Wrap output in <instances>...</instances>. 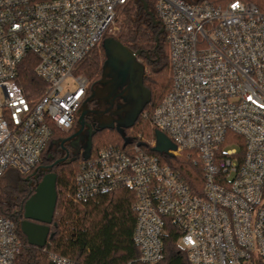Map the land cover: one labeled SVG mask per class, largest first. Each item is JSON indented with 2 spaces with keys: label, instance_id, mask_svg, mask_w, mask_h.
Segmentation results:
<instances>
[{
  "label": "built area",
  "instance_id": "2783aa9c",
  "mask_svg": "<svg viewBox=\"0 0 264 264\" xmlns=\"http://www.w3.org/2000/svg\"><path fill=\"white\" fill-rule=\"evenodd\" d=\"M131 1L0 0V180L10 169L29 175L55 130L73 128L89 84L77 67ZM150 1L172 81L152 122L176 146L172 156H196L202 195L141 140L90 152L73 199L136 193L139 256L126 264L160 263L169 224L191 264H264V12L243 0ZM30 56L44 84L33 95L20 84ZM21 246L16 223L0 218V264H16Z\"/></svg>",
  "mask_w": 264,
  "mask_h": 264
},
{
  "label": "trees",
  "instance_id": "16d2710c",
  "mask_svg": "<svg viewBox=\"0 0 264 264\" xmlns=\"http://www.w3.org/2000/svg\"><path fill=\"white\" fill-rule=\"evenodd\" d=\"M215 4H225L229 0H210ZM254 3L264 12V0H243ZM149 10L154 12L153 4L146 0ZM160 24L143 9L138 0H132L118 14L114 28L102 43L94 48L77 67L76 73L88 79L89 84L102 76L106 61L105 42L118 41L135 52H141V59L147 66L144 84L151 93V100L144 108L148 118L139 116L135 124L125 132L115 129H101L94 133L90 152L107 145H126L141 143L140 133L151 143L155 142L157 128L152 122V114L171 88L169 76V47ZM157 39L159 43H157ZM31 56L20 67V84L27 94L33 95V87H44L34 75ZM42 92V91H41ZM90 91L86 94L89 95ZM78 120V114L76 121ZM55 130L52 142L42 154L40 164L29 175H21L8 170L0 180V218L16 223L22 246L16 256V264H58L50 256L65 257L70 264H126L139 256L134 244L133 234L137 219L135 205L136 193L130 188L121 187L110 193L98 194L87 200L76 202L75 180L79 171L80 158L70 157L55 164L61 154L60 141L74 131ZM135 130V133L134 131ZM132 131V132H131ZM54 143H58L55 147ZM148 146L146 150L157 155L162 163L179 172L194 194L202 195L203 170L195 164L193 153L184 152L180 156L159 154ZM52 165L51 172L57 175V204L50 234L45 247L39 248L28 243L21 224L24 220V207L34 195L46 174L43 167ZM37 173H35V171ZM178 232L170 224L164 238L165 257L158 264H191L188 255L178 244Z\"/></svg>",
  "mask_w": 264,
  "mask_h": 264
},
{
  "label": "water",
  "instance_id": "95a60500",
  "mask_svg": "<svg viewBox=\"0 0 264 264\" xmlns=\"http://www.w3.org/2000/svg\"><path fill=\"white\" fill-rule=\"evenodd\" d=\"M139 2L142 4L143 9L148 13V15L152 17L153 22L155 24H159L153 12L149 10L146 0H139ZM163 32L164 29L162 28L161 33ZM157 43H159L158 39ZM112 44L113 48L109 47ZM105 48L106 61L103 65L104 76L110 73L113 74L116 63L119 64L121 62L123 66L118 68V77L121 80L120 83L128 84L124 89V92L129 91V98L134 101L136 100L137 102V105H134L131 111V116L129 118L130 121L126 122L125 125L126 128H130L135 124L139 114L151 100V93L143 84L144 66L137 60V58L141 56V52H135L114 40L105 42ZM93 96L84 102L83 111L77 122L80 130L73 134L70 138L79 135L81 132V129L84 126L85 116L91 112L87 110L86 107H88V103L92 101ZM101 128L104 129L106 126ZM129 143L130 141L127 140L126 144ZM152 150L159 154L172 156L170 151H175L176 146L166 134L156 130L155 146ZM89 154L90 150L85 153V158H87ZM64 160L65 159L57 160L55 164L62 163ZM52 168V165L43 167V171H45L46 174L43 176L42 181L38 185L34 195L25 204L24 220L21 224V229L26 236L28 243L39 248L45 247L47 243L50 234V225L53 222L58 198L56 189L57 175L51 172ZM37 171L38 170H36L35 173H37Z\"/></svg>",
  "mask_w": 264,
  "mask_h": 264
},
{
  "label": "flooded vegetation",
  "instance_id": "af4514ba",
  "mask_svg": "<svg viewBox=\"0 0 264 264\" xmlns=\"http://www.w3.org/2000/svg\"><path fill=\"white\" fill-rule=\"evenodd\" d=\"M112 46L113 44L109 47ZM137 60L144 66V84L145 75L147 74V66L144 64L140 56L137 58ZM119 66L121 68L123 64L120 62ZM118 73L119 72L113 74L110 73L104 76L102 69L101 78L92 84H88L86 94L88 91H90V93L88 96L86 95L84 102L94 95L92 101L89 102L87 105L88 107H86L87 110L91 112L85 116L84 126L81 129L79 135L70 138L73 134L80 130V127L77 124L76 129L70 132L69 135L65 136L60 141V146L58 148L60 149L61 154H63L60 159L67 160L70 157L80 158L82 155H84L90 150L94 133L98 130H101V127L106 126L104 129H115L119 132L126 131V122L130 121L129 118L131 116V111L134 105H137V102L136 100L134 101L129 98V91L124 92V89L128 84L120 83L121 80L118 77ZM84 102L77 113L78 119L83 111ZM142 112L139 114V116L142 114ZM77 122L78 120L76 123ZM54 146L57 147L58 143H54Z\"/></svg>",
  "mask_w": 264,
  "mask_h": 264
},
{
  "label": "rangeland",
  "instance_id": "374dc122",
  "mask_svg": "<svg viewBox=\"0 0 264 264\" xmlns=\"http://www.w3.org/2000/svg\"><path fill=\"white\" fill-rule=\"evenodd\" d=\"M114 26H115V24H114ZM114 26H113V28H114ZM118 68H120V66H119L118 63H116L113 73H117V72H118ZM132 131H134V133H135V130H132ZM132 131H131V132H132ZM137 137H138V138H141V140L147 142V143L150 144V145L152 144L149 140H147L145 137H143L140 133H137ZM154 143H155V142H154Z\"/></svg>",
  "mask_w": 264,
  "mask_h": 264
},
{
  "label": "snow or ice",
  "instance_id": "6c2138e0",
  "mask_svg": "<svg viewBox=\"0 0 264 264\" xmlns=\"http://www.w3.org/2000/svg\"><path fill=\"white\" fill-rule=\"evenodd\" d=\"M233 7H236V5H233ZM249 99H251V97H249Z\"/></svg>",
  "mask_w": 264,
  "mask_h": 264
}]
</instances>
